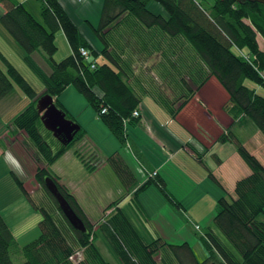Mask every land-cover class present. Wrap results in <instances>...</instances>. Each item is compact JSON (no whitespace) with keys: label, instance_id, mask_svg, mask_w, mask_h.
I'll use <instances>...</instances> for the list:
<instances>
[{"label":"crops","instance_id":"obj_1","mask_svg":"<svg viewBox=\"0 0 264 264\" xmlns=\"http://www.w3.org/2000/svg\"><path fill=\"white\" fill-rule=\"evenodd\" d=\"M12 1L22 4L36 19H40L39 0ZM58 1L91 50L101 52L104 46L92 30L98 28L104 0ZM148 8L166 17L157 3L150 2ZM4 12V6L0 5V15ZM123 15L114 26L110 25L108 34L121 27H128L129 33L105 42L107 53L114 63L100 53L95 62L120 71L123 80L140 100L138 118L125 127L127 145L122 146L86 100L72 86H68L58 101L66 117L80 126L81 137L52 165L40 168L49 169L57 182L75 198L86 219L96 227L114 215L116 210H121L142 238H160L172 245L186 243L194 251L202 244L193 226L204 231L209 229L215 236L221 237L220 231L213 225L218 201L234 197L236 183L251 174L249 166L248 169L240 162L236 144L253 154L262 147L264 136L246 116L229 111L227 92L210 75L183 37H170L158 27L148 29L127 13ZM8 41L25 63L23 50L4 28H0V45ZM3 52L6 51L0 52L3 58L17 69ZM70 54L69 47L67 55ZM31 58L45 74L50 75V68L40 54L33 53ZM0 68L4 69L3 62ZM43 87L40 91H44ZM12 93L13 90L0 103ZM14 95L18 96L15 89ZM24 98L26 102L21 108L17 101L14 102L11 122L3 124L0 120V139L11 129L13 119L27 108L30 101ZM24 98L18 100L21 102ZM221 136L227 139L220 142ZM16 146L20 150L19 145L14 143ZM16 150L14 148L18 157ZM7 151L5 144L0 155L8 154ZM88 156L96 157L104 166L99 168L94 164L91 169L87 168L84 159ZM114 156L122 165L121 178L109 168L108 161ZM0 163L7 185L17 191L15 197L21 202L18 186L11 180V172L24 188L26 184L7 160L3 159ZM14 163L24 176L27 165L20 161L21 169L15 157ZM7 169L10 171L6 172ZM153 171L157 172V176L149 178L148 174ZM156 180L161 181L166 194L173 199V203H178L180 209L175 208L162 193ZM98 192H102V200ZM109 205L115 207L112 213L105 212ZM39 223L32 232L24 231L21 235L25 238L22 240L38 239ZM12 235L20 248L33 242L19 243L13 232ZM97 236L100 239L96 237L98 242L95 240L94 244H97L95 247L104 262L111 264L98 247L101 242L107 245L109 255L116 264H122L112 253L103 234Z\"/></svg>","mask_w":264,"mask_h":264},{"label":"trees","instance_id":"obj_2","mask_svg":"<svg viewBox=\"0 0 264 264\" xmlns=\"http://www.w3.org/2000/svg\"><path fill=\"white\" fill-rule=\"evenodd\" d=\"M39 1L41 13L40 19H36L22 4L12 0H0V5L5 9L4 14L0 15V24L23 50L25 64L44 86V92L38 96L19 71L0 54L4 64V69L0 68V100L17 87L30 101L10 126L25 134L46 166L52 165L79 140L81 130L67 146L61 145L55 139L57 146L53 149L41 131L44 127L36 104L42 96L50 95L54 98L55 105L63 110L58 98L66 87L72 86L99 113V119L112 135L124 143L126 132L123 122L136 121L132 114L138 110L139 98L123 80L120 71L107 64L99 65L96 60L95 68H91V64L85 61L80 48L88 50L92 56H97V53L91 50L58 0ZM150 2L160 5L166 17L150 10ZM125 13L148 29L158 27L171 37H183L202 60L210 75L227 92L229 111L246 116L264 136V96L245 85L248 81L264 89V5L250 1L238 3L233 0H104L100 23L95 29L101 40V34L108 32L110 25ZM59 31L63 32L71 54L56 62L55 34ZM107 50L104 43L100 54L114 63ZM33 53L40 54L44 59L50 68V75L45 74L34 63L31 58ZM101 109L103 114L100 113ZM44 131L47 135H52ZM226 139L221 136L219 140L222 142ZM236 148L249 166L251 174L236 183L234 197L229 200L221 198L218 201L213 225L224 236L225 242L210 231L199 237L207 251L205 260L199 262L186 243L166 244L160 238L144 243L124 213L116 210L98 229L120 262L158 264L154 255L162 249H169L177 257L179 264H264V222L257 219L264 214V167L239 143ZM114 161L118 172H122L120 160L115 158ZM85 166L91 169V166ZM10 175L33 208L40 211L42 219L39 223L38 239L20 248L0 214V264H15L13 256L18 258V264H74L70 257L75 244L86 249V257L78 264H106L94 242L89 240L93 232L92 224L86 219L72 194L57 182L48 168H37L34 179L56 204L57 212L72 236L70 239L49 213L34 205L22 182L12 172ZM46 177L54 180L59 192L84 223L86 232L76 231L70 225L55 199L45 188ZM155 183L174 207L180 209L178 203H173V199L166 194L161 181L156 180ZM112 206L109 205L105 211ZM164 261L162 264H167Z\"/></svg>","mask_w":264,"mask_h":264},{"label":"rangeland","instance_id":"obj_3","mask_svg":"<svg viewBox=\"0 0 264 264\" xmlns=\"http://www.w3.org/2000/svg\"><path fill=\"white\" fill-rule=\"evenodd\" d=\"M116 23L117 22H114L112 24V26H114ZM0 28H3V26L1 24H0ZM59 32H62V31H59ZM59 32H57L55 34V44L57 46V50H56V53L54 55V60L56 62H60L63 59H65L68 56L67 53H69L68 42L65 39L64 35H61V34H63V32L62 33H59ZM92 32L94 33L98 42L103 47L105 42L108 43L112 39H116V38L121 37L124 34H128L129 28L128 27H121L119 29L112 30L109 34H108V32L107 33L103 32L102 34L100 33L103 36L102 40L96 34L95 29L92 30ZM105 47H106V44H105ZM1 51H6V52H3V54L5 56H7L12 63H14V65L20 71V74L29 82V84L34 89H36L38 91L37 95L41 96L42 93L44 92L42 90L40 91V89L42 87V83L39 81V79L36 77V75L31 71V69L20 59V56L18 54V50L16 51L14 46L11 45L10 41H8L7 44L0 45V52ZM92 51H95V50H92ZM95 52L97 53V56H92L91 53H89L90 56H89V59L86 61L87 63H90L91 65H95L94 61L100 56V54H99L100 51H98V52L95 51ZM91 57L93 59H91ZM1 62H2V59L0 57V64H1ZM245 85L249 88L251 87V89L252 88L257 89V94L264 96V89L262 87L256 86L255 84L248 82V81L245 83ZM14 89L16 92H18V96L14 95ZM43 89H44V87H43ZM80 95L84 98V96L82 94H80ZM20 98H24V95L21 93V91L17 87H15V88H13V93L9 97H7L3 101H1V103H0V120L3 124H7V123L11 122V118L14 116V102H16V101L18 102L16 104L19 106V108L23 107L24 103L26 102V99L24 98L20 102L18 100ZM84 100H86V99L84 98ZM10 104H12V106H10ZM100 113H102V109L100 110ZM96 115L99 118V113L96 112ZM41 129H42L41 131L44 133L45 140H47L48 143L52 145V148L55 149L57 146L55 138L52 135L51 136L47 135L46 132L44 131L45 130L44 128H41ZM20 136L22 137V139H20ZM257 140L259 141V137L257 138ZM14 143L19 145L20 150L18 149V146L14 147ZM119 143L122 146L127 145L126 140L124 143H121V142H119ZM5 144H6L7 149H8V151H7L8 154L5 153L4 155H0V162H3V159L7 160L8 164L12 167L13 170H15L18 177L26 184L25 190L29 194L34 205L37 208L43 209L47 213H49L53 217V219L57 222V224L59 226L63 227L66 234L69 235V236H67V238H69V239L72 238V236L70 235V232L66 228L65 222L63 221L62 217L57 212L56 204L50 198V196L44 191V189L42 188L40 183L34 179L35 170L37 168H40L41 166H46V163L41 159L39 154L36 152L32 143L26 138L24 133H20L19 131H16L15 128L11 127V129L8 131L6 136L0 139V152H1V150H4ZM14 148H15V150L17 149L16 151H17L18 157L15 156L16 153L14 152ZM236 151H237V148H236ZM84 153L86 154L87 151H84ZM253 154H251V155H253L264 167V143H263L262 147H260V150L258 152H253ZM237 156L240 159V162H242V164H244V166H246V168H248V165H246V162L242 159V157L239 154H237ZM14 157L16 158L17 163L20 165V167H21L20 161L22 163H24L25 165H27V170H25L24 176H22L23 172L20 171L18 165H16L14 163ZM114 158H115V156L112 157L108 161L109 168H111L114 171V173L116 174V176L118 178H121V172H118ZM99 160H101V159H99ZM84 162L88 166H92L94 164H97V167H99V168L104 166V165H101L102 163L99 162L98 159H96V157L93 158L92 156H88L86 159H84ZM21 169H22V167H21ZM9 171H10L9 169L6 170V172H9ZM228 177L229 176H227V179H228ZM243 177H245V176H243ZM5 179H6V176L4 175L3 167H2V164L0 163V214L4 218L6 224L10 228L11 232H13L15 234L19 243H29L32 240V238L28 239V240H22L25 237H22L21 234L24 231L32 232V230H34V228H36L37 224L41 221L42 215H41L40 211H36V210H35V212L33 211L34 208L31 204V202L22 194V192L19 190V188H18V191H19L18 194L20 195L21 202L17 201V199L15 197L17 191L12 190L7 185ZM11 180L13 181V179H11ZM98 193L100 194V200H102V192H98ZM104 198H103V201H104ZM114 209H115V207L112 206L111 208H109L105 212L112 213V211ZM108 211H111V212H108ZM32 213H35L36 215H32ZM257 219H258V221L264 222V214L259 215ZM104 222L105 221L100 222L99 225L103 224ZM92 226H93V232L91 233L89 240L94 242L95 240H97V238H98L97 234L100 233V230H97L98 227H96V224H92ZM193 231H195L198 238L205 236V234L208 233L209 231L211 232V230H209V229L204 231L202 229L196 228L195 226H193ZM220 235H221L220 238L222 239V241L225 242L224 236L221 233H220ZM99 239L100 238H98V240ZM142 239H143L144 243H149L148 239H146L144 237ZM98 240L96 242H98ZM74 246H75V248H74L73 254L70 257V260L74 264H78L79 262L84 260V258L86 257V254H85L86 249H84V247H79L77 244H75ZM95 246H97V244H95ZM98 247H100V250H102L104 256L107 257L108 261L111 264H116V262L113 260V258L109 255V252L107 250V245H105L103 242H101L100 244H98ZM161 252L156 253L154 255V259L158 264H162L164 260L167 261V262L164 261L167 264H179L177 261V257L172 253L171 250L162 249ZM193 252H194V254H195V256L199 262H202L207 257V253H206L207 251H205V249L201 245L197 246ZM12 260L15 264L19 263L18 258H15L14 256L12 257Z\"/></svg>","mask_w":264,"mask_h":264},{"label":"water","instance_id":"obj_4","mask_svg":"<svg viewBox=\"0 0 264 264\" xmlns=\"http://www.w3.org/2000/svg\"><path fill=\"white\" fill-rule=\"evenodd\" d=\"M241 3L244 1L257 2L264 5V0H233ZM36 110L40 115V121L44 129L63 146L71 143L75 135L79 132L80 126L66 117V113L59 109L50 95H44L38 99ZM47 191L55 199L58 207L62 211L70 225L79 232H86V227L82 220L75 214L66 199L59 192L54 180L51 177L44 179Z\"/></svg>","mask_w":264,"mask_h":264},{"label":"built area","instance_id":"obj_5","mask_svg":"<svg viewBox=\"0 0 264 264\" xmlns=\"http://www.w3.org/2000/svg\"><path fill=\"white\" fill-rule=\"evenodd\" d=\"M80 53H81V56L85 59V61H87L89 59V52L86 50V49H83V48H80ZM91 68H95V65H91ZM104 111H102L103 113ZM139 116V113L138 111H134L133 114H132V117L133 118H138ZM125 124H126V120L123 122V125L125 127ZM149 178H155L157 176V172L156 171H153V172H150L148 174Z\"/></svg>","mask_w":264,"mask_h":264},{"label":"bare ground","instance_id":"obj_6","mask_svg":"<svg viewBox=\"0 0 264 264\" xmlns=\"http://www.w3.org/2000/svg\"><path fill=\"white\" fill-rule=\"evenodd\" d=\"M129 121H130V120H126L125 127H126V125L129 123ZM76 135H77V134H76ZM76 135H75V136H76ZM74 138H75V137H74Z\"/></svg>","mask_w":264,"mask_h":264}]
</instances>
